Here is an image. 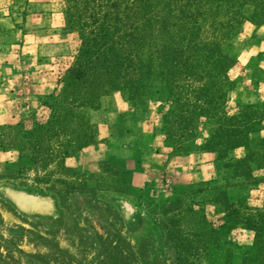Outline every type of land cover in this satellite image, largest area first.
<instances>
[{"label": "rangeland", "instance_id": "1", "mask_svg": "<svg viewBox=\"0 0 264 264\" xmlns=\"http://www.w3.org/2000/svg\"><path fill=\"white\" fill-rule=\"evenodd\" d=\"M203 10L212 11L208 28L219 29L220 17L229 19L228 0L209 3ZM237 12L243 17L231 37L235 60L230 67L225 66L224 80L214 77L216 72L210 73L206 83L194 80L200 86L210 81L211 87L221 82L220 97L213 94L220 104L216 123L200 122L193 134L181 133L163 123L158 95L128 99L125 91H113L100 98L96 110H89L96 141L66 157L63 164L67 169L51 159L34 163L29 154L18 153L19 147L6 152L0 149V264H99L103 239L113 240L119 235L136 246L140 237L156 238L154 232L159 233L158 221L163 216L156 211L155 202L183 184L191 187L186 192L193 201L206 202L222 190L227 197H244L250 207L263 205L264 166L254 172L259 177L254 185L239 186L235 183L243 179L229 178L228 159L242 157L243 147L215 161L213 154H208L211 174L206 179L186 178L181 183L176 173L171 174L178 169L181 157L199 150L193 147L183 153L171 145L200 143L209 135L208 127L216 128L218 120L229 124V114L236 105L251 103L262 108L261 128L251 137L264 138V100L245 102L238 97L256 94L264 84V20H255L264 16V0H248ZM65 27L61 0H0V124L30 123L31 114L36 120L46 116L40 104L52 90L65 56L77 45L75 34ZM226 37L229 42L228 34ZM229 80L233 81L230 90ZM153 138L166 155L170 171L144 178L139 154ZM6 167L20 172L14 178L4 177ZM2 187L51 197L53 209L45 215L23 213L5 197ZM202 187L206 191L197 194ZM114 199L124 200L133 208L128 217L123 218L121 203ZM202 207L205 217L215 224L227 217L223 216L225 205L207 203ZM232 235L240 245L251 243L250 230L238 228ZM228 238L229 231L222 236Z\"/></svg>", "mask_w": 264, "mask_h": 264}, {"label": "trees", "instance_id": "2", "mask_svg": "<svg viewBox=\"0 0 264 264\" xmlns=\"http://www.w3.org/2000/svg\"><path fill=\"white\" fill-rule=\"evenodd\" d=\"M217 1L61 0L65 28L75 34L77 45L65 56L40 104L46 116L36 120L31 114L30 123L0 124V149L19 147L18 153L29 154L34 163L51 159L67 169L66 157L96 141L89 110H96L100 98L113 91H125L128 99L158 95L163 123L181 133L193 134L200 122L216 123L220 104L213 94L220 97L221 82L211 87L210 81L200 86L194 80L205 82L212 72L223 79L225 66L235 60L231 37L243 17L237 8L248 0H228L229 19L220 17L219 29L208 28L212 11L203 6ZM232 82L227 83L229 90ZM234 108L229 124L218 117L217 127H208L210 133L200 143L171 147L183 153L196 147L212 153L213 161L243 147L242 157L228 159L229 178L243 179L235 183L239 186L254 185L259 182L254 172L264 166V138L251 134L261 128L262 108L251 103ZM18 172L6 167L4 177L14 178ZM190 188L183 184L155 202L163 216L159 233L154 232L155 245L151 235L140 237L136 246L119 235L103 239L99 264H264V200L261 207H250L244 197H227L217 190L212 199L197 202L187 197ZM207 203L225 205L227 217L216 224L208 220L202 207ZM238 228L252 232L249 245L234 239ZM228 231L229 238L222 239Z\"/></svg>", "mask_w": 264, "mask_h": 264}, {"label": "crops", "instance_id": "3", "mask_svg": "<svg viewBox=\"0 0 264 264\" xmlns=\"http://www.w3.org/2000/svg\"><path fill=\"white\" fill-rule=\"evenodd\" d=\"M261 85L262 86L257 89L256 94H248L244 96L238 95L239 99H245V102H252V98H254L253 102L264 100V84ZM126 143H130V141L128 140ZM129 145H131V143ZM158 146L159 145L156 144V141H154L153 138L150 145H143L141 148L139 158L141 166L143 167L142 175L144 178L149 174L153 175V173H158L159 171L162 172L165 169L170 171L166 163V155L161 152L160 147ZM208 154L210 153L203 150H197L195 153L181 157L178 160V169L176 171H171V174L176 173L179 176V180L177 181L181 183H183L186 178H193L195 180L206 179L211 174V168L207 164L208 160H210ZM201 157H204V159H201Z\"/></svg>", "mask_w": 264, "mask_h": 264}, {"label": "water", "instance_id": "4", "mask_svg": "<svg viewBox=\"0 0 264 264\" xmlns=\"http://www.w3.org/2000/svg\"><path fill=\"white\" fill-rule=\"evenodd\" d=\"M3 194L15 207L23 213H36L39 215L49 214L53 209V199L48 196L28 193L24 190H17L11 187H2ZM116 203H121L119 210L123 218L133 211V208L126 201L114 199Z\"/></svg>", "mask_w": 264, "mask_h": 264}]
</instances>
